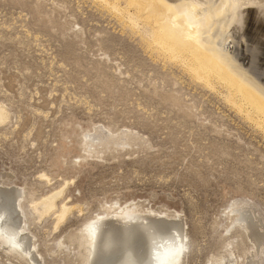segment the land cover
Segmentation results:
<instances>
[{
  "label": "rangeland",
  "instance_id": "374dc122",
  "mask_svg": "<svg viewBox=\"0 0 264 264\" xmlns=\"http://www.w3.org/2000/svg\"><path fill=\"white\" fill-rule=\"evenodd\" d=\"M248 1L237 54L263 81L264 1ZM111 10L0 0V196L11 206L21 195L15 220L38 251L32 262L0 239V264H85L79 230L110 204L170 217L163 229L108 233L107 249L133 256L181 221L182 264H264V124L225 101L223 85L207 88L157 52L140 20L131 28ZM94 132L96 142L83 138ZM58 191L55 211L32 209Z\"/></svg>",
  "mask_w": 264,
  "mask_h": 264
},
{
  "label": "bare ground",
  "instance_id": "6f19581e",
  "mask_svg": "<svg viewBox=\"0 0 264 264\" xmlns=\"http://www.w3.org/2000/svg\"><path fill=\"white\" fill-rule=\"evenodd\" d=\"M101 1H105L115 14L120 15L119 17L125 18L131 28H138L140 20L143 26L140 25L141 30L157 52L159 51L161 55L163 53L173 62L182 63L196 81L198 80L207 88L213 87L215 83L223 85L227 88L226 94L225 92V95L223 94L225 101L234 105L237 111H243L246 117L255 121L257 125L264 124V80L260 81V76L250 71L251 68H247L237 54L239 41L235 34L242 22L240 8L248 0H125L124 8L118 7L116 0L111 3H107L106 0ZM263 1L252 0V3L259 7L257 4L261 5ZM131 8L133 10L130 12ZM6 118L5 112L0 107V124L5 122ZM101 135L99 132H94L92 135L86 134L83 138L94 143ZM59 194L60 191L46 196L39 203L32 202V209L38 212L37 206L40 205L42 207L40 216L56 210L55 199ZM20 198L21 195L17 194L16 203L9 206L10 204L4 202L0 196V239L2 243L8 245L7 248L10 251L36 262L35 254L38 251L35 250V244L32 241L26 244L25 241L29 240L27 233L19 223L21 221L16 223L15 220L17 217L20 218L19 214H22ZM118 205L115 206L116 208H113L112 204L108 205L102 215L95 214V219L85 222L80 228L78 242L84 247L85 252L82 256L85 264L111 263L116 259L113 252L120 254L118 261H114L115 264H182L186 236L182 232L183 222L181 221H176L178 224L172 227L174 231L169 237L151 239L153 244L146 250L142 246L145 244H138L137 250L132 253L133 256L123 255L117 248L107 249L105 238H108L111 233L118 236L126 229L134 231L140 228L163 229L165 226L161 223L168 221L165 219L170 217L160 213L152 216L142 214L143 211L138 209L137 205H125V207ZM70 208L63 203L62 210L56 215L57 223ZM178 216L173 215L171 219L175 221ZM38 262L40 263L39 260ZM209 262L210 264H235V260H224L220 257Z\"/></svg>",
  "mask_w": 264,
  "mask_h": 264
}]
</instances>
